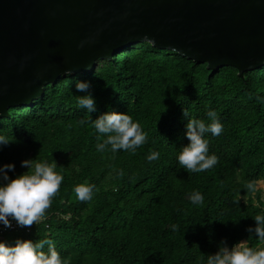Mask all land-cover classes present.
<instances>
[{
    "label": "trees",
    "instance_id": "16d2710c",
    "mask_svg": "<svg viewBox=\"0 0 264 264\" xmlns=\"http://www.w3.org/2000/svg\"><path fill=\"white\" fill-rule=\"evenodd\" d=\"M78 80L91 84L96 111L77 107L76 96L86 94L76 91ZM262 101L264 67L242 76L235 67L213 71L145 41L90 72L61 76L32 105L13 106L0 118V134L13 141L0 150V166L15 165L11 179L28 171L21 167L26 159H54L64 177L46 217L5 243L52 239L66 264H206L221 241L258 245L246 229L256 226L252 217L264 211V200L243 186L264 181ZM208 108L223 124L220 136L207 134L218 163L189 174L176 159L189 143L184 112L208 122ZM107 112L129 114L147 142L134 154L97 151L90 119ZM150 150L158 159H146ZM85 181L95 185L90 202L73 192ZM193 190L203 193L202 205L190 203Z\"/></svg>",
    "mask_w": 264,
    "mask_h": 264
},
{
    "label": "water",
    "instance_id": "95a60500",
    "mask_svg": "<svg viewBox=\"0 0 264 264\" xmlns=\"http://www.w3.org/2000/svg\"><path fill=\"white\" fill-rule=\"evenodd\" d=\"M145 36L242 76L264 67V0H0V118Z\"/></svg>",
    "mask_w": 264,
    "mask_h": 264
},
{
    "label": "clouds",
    "instance_id": "9594fccd",
    "mask_svg": "<svg viewBox=\"0 0 264 264\" xmlns=\"http://www.w3.org/2000/svg\"><path fill=\"white\" fill-rule=\"evenodd\" d=\"M144 41L155 43L147 36ZM70 74L71 71H65L61 75ZM75 88L77 92L86 93L76 96L77 107L86 110V113L96 111L95 98L89 91L91 84L78 80ZM184 115L187 118L185 136L189 143L176 155L179 165L189 174L212 169L217 165L218 157L209 152L207 134L218 137L223 132L218 113L208 108V122L191 117L187 110ZM90 123L96 135L95 147L99 152L110 151L115 154L125 151L134 154L147 142V133L143 131L140 123L134 121L127 113L107 112L95 120L90 119ZM12 142L8 136L0 134V150ZM158 157L157 151L150 150L146 159L151 162ZM21 167L28 171L11 179L8 172H14L15 165L9 163L0 166V225L6 228L11 227L12 221L20 227H29L44 219L64 179L62 173L57 171L58 166L54 159L51 163L47 160L26 159L21 161ZM257 185L258 181L250 180L244 184L243 189L256 193L259 190ZM94 190L95 185L87 181L73 187L76 199L82 202H90L94 197ZM188 199L195 206L204 203V195L198 190H193ZM233 202L239 203L238 200ZM252 218L256 226H249L246 230L255 233L258 245L249 246L247 241H240L229 247L226 241H221L218 251L207 255L206 264H264V211ZM170 229L175 232L179 226L171 224ZM0 264H66V261L56 250L52 239L36 242L17 240L14 246L0 241Z\"/></svg>",
    "mask_w": 264,
    "mask_h": 264
},
{
    "label": "built area",
    "instance_id": "2783aa9c",
    "mask_svg": "<svg viewBox=\"0 0 264 264\" xmlns=\"http://www.w3.org/2000/svg\"><path fill=\"white\" fill-rule=\"evenodd\" d=\"M23 229H25L27 232H29L30 226L29 227H20L16 224L15 221H12L11 227L6 228L3 225H0V240H2L6 234L19 232L21 230L23 231Z\"/></svg>",
    "mask_w": 264,
    "mask_h": 264
},
{
    "label": "rangeland",
    "instance_id": "374dc122",
    "mask_svg": "<svg viewBox=\"0 0 264 264\" xmlns=\"http://www.w3.org/2000/svg\"><path fill=\"white\" fill-rule=\"evenodd\" d=\"M257 189H259L261 196H262V199L264 200V181L258 182ZM14 238H15L14 234L9 233V234L4 236V241H2V240H0V241L6 242V243H8V242L11 243V242H13Z\"/></svg>",
    "mask_w": 264,
    "mask_h": 264
}]
</instances>
